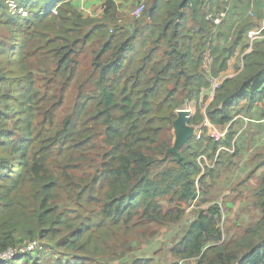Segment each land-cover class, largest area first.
<instances>
[{
  "label": "trees",
  "instance_id": "trees-1",
  "mask_svg": "<svg viewBox=\"0 0 264 264\" xmlns=\"http://www.w3.org/2000/svg\"><path fill=\"white\" fill-rule=\"evenodd\" d=\"M29 1L17 0L22 16L0 0V254L64 232L61 245L81 254L73 264H97L131 228L180 222L197 199L196 182L225 153L215 158L218 150L234 145L236 153V117L254 120L262 105L264 119V40L221 81L205 115L189 119L229 125L225 137L200 134L175 155L164 135L176 110L204 103L229 60L247 49L249 21L230 40L222 30L242 0H124L144 11L120 26L116 0L104 1L100 17L70 0L32 12ZM201 155L213 167H202ZM254 197V226L224 238L228 217L214 204L168 250L169 264H264V180Z\"/></svg>",
  "mask_w": 264,
  "mask_h": 264
},
{
  "label": "rangeland",
  "instance_id": "rangeland-1",
  "mask_svg": "<svg viewBox=\"0 0 264 264\" xmlns=\"http://www.w3.org/2000/svg\"><path fill=\"white\" fill-rule=\"evenodd\" d=\"M26 1V0H19ZM30 0L29 10L37 12V9H47L54 2L50 0ZM71 1V0H70ZM103 1V0H102ZM33 5H32V4ZM102 3V2H101ZM127 3L126 10L128 12L133 11L136 8L137 2L132 6ZM228 6V9H232ZM237 13L238 10L234 9ZM131 13V12H130ZM102 12L96 13L97 17H100ZM124 12L116 13V22L114 25H122L128 20L134 19L131 14ZM247 11L240 16L239 20L248 19ZM228 19V18H227ZM121 20V22H119ZM244 22V21H243ZM243 22H240L236 28ZM236 22L234 20H226L222 30L226 34L227 40H230L235 31L231 32L233 25ZM235 28V30H236ZM245 43V41H244ZM239 68L236 64L235 69ZM212 93V86L205 92L207 100L203 103H197L195 101L185 102L176 110V120H178V111L182 108H188L191 112L186 123L185 128L190 129L191 134L189 138L197 140L198 133L210 137L208 127L205 126V118L200 120L198 124L189 123V119L200 115L204 116L206 108L211 102L209 95ZM198 109L200 110L198 112ZM189 112H179V114L186 118ZM260 115L259 113L251 112L249 117L256 118L254 115ZM240 124L236 129L241 130L237 143V151L235 154L222 153L219 164L208 172L201 181H197L198 196L194 203V207L189 209L188 206L184 207V215L180 222L176 224L166 225H144L136 228H131L128 235L123 237H116L115 241H111L105 248L106 255L105 261L98 260L97 264H143L144 261L150 260L149 264H169L172 261L168 250H170L174 244L178 241L185 228L190 224L195 216L200 211L208 209V207L218 204L222 211L227 215L224 224L220 227L224 238L240 237L243 234L247 226H254L259 219V210L255 206L256 199L254 197L255 191L258 189L262 181L264 180V138L260 137L255 141L248 140L246 132L249 127L244 126V122L240 121ZM177 127L175 123L172 127L166 131L164 138L169 143V149L174 152L175 155L179 154V151L184 147L183 144L179 147L177 142ZM178 140H181L180 132L178 133ZM238 145V144H237ZM178 146V147H177ZM211 169V168H210ZM163 207L165 209L172 206L167 202V199L162 200ZM64 232H60L56 237H47L40 241L43 246L42 250L32 253L33 256L24 259L17 257L18 259L11 264H73L75 258L81 255L79 252L67 250L61 245V242L65 239ZM162 252V253H161ZM30 255V254H28ZM25 255V256H28ZM90 264H95L90 262ZM184 264H196V261H188Z\"/></svg>",
  "mask_w": 264,
  "mask_h": 264
},
{
  "label": "crops",
  "instance_id": "crops-1",
  "mask_svg": "<svg viewBox=\"0 0 264 264\" xmlns=\"http://www.w3.org/2000/svg\"><path fill=\"white\" fill-rule=\"evenodd\" d=\"M71 1L75 3L78 6V8L86 15L97 17L96 13L98 14L100 13V6H101L102 0H71ZM123 1L124 0H116L117 7L120 12H124L128 14L129 12L128 10H126L127 3L124 4ZM240 2L241 3H238L236 7L237 8L236 10H238L237 12L238 16L236 17V20L234 21L236 23L233 25L231 32L235 31L236 26L240 22H243V21H249L248 23L250 24V27H248L247 31L252 30V29H257L262 24H264V0H242ZM245 11H247V14L249 16L247 17L248 19L243 20V18H241L239 20L240 16H242L245 13ZM226 16L229 17L230 15L228 14ZM222 17H225L224 13ZM248 52H249L248 48L245 49L242 53L237 51L235 56L229 60L227 70L223 72L219 77H231L235 75L237 71L235 69L236 64H238L239 69H241L242 68V57L245 53H248ZM211 96H212V93L209 95L210 101H211ZM242 104H244V102ZM184 109L188 110V108H182L181 110H184ZM255 111L261 114L263 111L262 105H259L253 112ZM257 116L259 115L257 114L254 115V117H257ZM253 119L254 120H252L251 122L244 124L245 126L249 127L248 131L246 132V137H248V140L250 139V141H255V139L260 138V137L264 138V119H261V120H257L256 118H253ZM218 127L221 130H225V129L228 130L229 125L218 126Z\"/></svg>",
  "mask_w": 264,
  "mask_h": 264
},
{
  "label": "built area",
  "instance_id": "built-area-1",
  "mask_svg": "<svg viewBox=\"0 0 264 264\" xmlns=\"http://www.w3.org/2000/svg\"><path fill=\"white\" fill-rule=\"evenodd\" d=\"M5 3L7 4L9 11L11 14H21L22 16H27L28 13L26 11H24L21 7L18 6L17 4V0H4ZM105 0L102 1L101 6H100V11L103 12L104 9L106 8L105 5ZM144 11V6L143 5H138L132 12L131 15L134 18H140L142 16V13ZM252 14V13H250ZM223 16V13L220 15V17ZM211 18V17H209ZM220 19L216 18L214 20V23L217 25L219 23ZM264 40V24H262L259 28L257 29H252L247 31L246 33V41H247V48L248 51L251 50L252 46L254 45V43L258 42V41H262ZM226 78V77H219L217 78L213 84H212V90L214 91L216 88H218L219 84L221 83V81ZM188 111L190 112V110L188 109ZM191 115V112L189 114V116ZM236 118H241L245 124H247L248 122H250L251 120L244 118L242 116H237ZM235 118V119H236ZM205 126L208 127V130L210 132V136L213 137L215 140H220L222 138L225 137L227 130H221L219 127L210 124L207 120H205ZM197 137H200V133H198ZM220 151H225V152H229L232 153L234 151V145H231V147L228 148H220L215 156V158L218 156V153ZM198 162L200 163V165L203 167V165H206L208 167H213L215 160L212 163H209V161L206 160V158L204 156H199L198 158ZM204 170V169H203ZM196 199L194 201H192L190 203V205L188 206L189 209L194 207V203H195ZM194 219V218H193ZM192 219V220H193ZM224 220V215L222 216V222ZM42 248L40 241L38 240H33V241H29L26 244L22 245L21 247H18L16 249H12V250H8L7 252L0 254V262H4V261H8L11 260L13 258H17V257H22L31 253H34L37 250H40Z\"/></svg>",
  "mask_w": 264,
  "mask_h": 264
},
{
  "label": "water",
  "instance_id": "water-1",
  "mask_svg": "<svg viewBox=\"0 0 264 264\" xmlns=\"http://www.w3.org/2000/svg\"><path fill=\"white\" fill-rule=\"evenodd\" d=\"M179 112L180 111H178V116H179V118H178V120L175 122L174 121V123H175V126L177 127V142L179 143V147H181L183 144H185L187 141H188V139H189V134H191L192 132H190V129H187V128H185V126H184V123H186V121L188 120V118H189V114L187 113V117L185 118V119H183V118H181V116L179 115ZM173 123V124H174ZM184 129H186L187 130V132L185 131V135H184V137H182V139L181 140H178V133L180 132H183V130ZM178 147V146H177ZM168 152H172V153H174L172 150H168Z\"/></svg>",
  "mask_w": 264,
  "mask_h": 264
},
{
  "label": "bare ground",
  "instance_id": "bare-ground-1",
  "mask_svg": "<svg viewBox=\"0 0 264 264\" xmlns=\"http://www.w3.org/2000/svg\"><path fill=\"white\" fill-rule=\"evenodd\" d=\"M186 111L189 112L187 109H186V110H185V109H184V110H180V112H186ZM188 114H190V112H189ZM179 115H180V114H179ZM180 116H181V115H180ZM181 118L185 119V118L182 117V116H181ZM185 131L187 132V130L184 129L183 132L180 133V137H181V139H182V137H184V135H185Z\"/></svg>",
  "mask_w": 264,
  "mask_h": 264
},
{
  "label": "clouds",
  "instance_id": "clouds-1",
  "mask_svg": "<svg viewBox=\"0 0 264 264\" xmlns=\"http://www.w3.org/2000/svg\"><path fill=\"white\" fill-rule=\"evenodd\" d=\"M213 92H214V91L212 90V96H213ZM212 96H211V100H212ZM239 116H240V115H239ZM242 117H243V116H242ZM244 118H245V117H244ZM247 119H249V118H247ZM206 120H207V119H206ZM249 120H250V119H249ZM207 121H208V120H207ZM242 121H243V120H242ZM251 121H252V120H251ZM251 121H250V122H251ZM208 122H209V121H208ZM243 122H244V121H243ZM209 123H210V122H209ZM248 123H249V122H248ZM210 124H211V123H210ZM244 124H245V122H244ZM244 126H245V125H244ZM217 127H218V126H217Z\"/></svg>",
  "mask_w": 264,
  "mask_h": 264
}]
</instances>
